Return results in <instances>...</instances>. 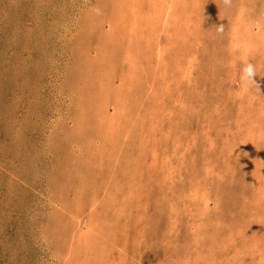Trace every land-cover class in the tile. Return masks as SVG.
Listing matches in <instances>:
<instances>
[{
	"label": "rangeland",
	"instance_id": "rangeland-1",
	"mask_svg": "<svg viewBox=\"0 0 264 264\" xmlns=\"http://www.w3.org/2000/svg\"><path fill=\"white\" fill-rule=\"evenodd\" d=\"M0 264H264V0H0Z\"/></svg>",
	"mask_w": 264,
	"mask_h": 264
},
{
	"label": "clouds",
	"instance_id": "clouds-1",
	"mask_svg": "<svg viewBox=\"0 0 264 264\" xmlns=\"http://www.w3.org/2000/svg\"><path fill=\"white\" fill-rule=\"evenodd\" d=\"M226 2H230V0H226ZM97 14H100L99 9H95ZM257 69L253 64H247L243 70L242 75V84L243 87L249 88L251 86H258L254 77H256Z\"/></svg>",
	"mask_w": 264,
	"mask_h": 264
}]
</instances>
